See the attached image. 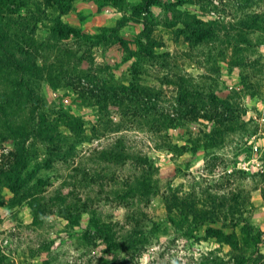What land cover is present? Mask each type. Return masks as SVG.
I'll list each match as a JSON object with an SVG mask.
<instances>
[{
	"label": "rangeland",
	"instance_id": "374dc122",
	"mask_svg": "<svg viewBox=\"0 0 264 264\" xmlns=\"http://www.w3.org/2000/svg\"><path fill=\"white\" fill-rule=\"evenodd\" d=\"M1 35L0 264H264V0H0Z\"/></svg>",
	"mask_w": 264,
	"mask_h": 264
},
{
	"label": "trees",
	"instance_id": "16d2710c",
	"mask_svg": "<svg viewBox=\"0 0 264 264\" xmlns=\"http://www.w3.org/2000/svg\"><path fill=\"white\" fill-rule=\"evenodd\" d=\"M156 0H142V4H143V9H145L146 11H149V9H150V5L152 4V3H154ZM131 18H127V19H124L123 21L121 20V22L119 21V24H125L127 21H129ZM139 21V20H138ZM9 39H10V37L8 36V35H1L0 36V49L2 50V51H4V52H6L9 56H11V57H13L15 60H17V52H16V50H15V48L13 47V46H10V44H8V42H9ZM20 50H22L21 52H22V54H23V52H26L25 50H24V48L22 47ZM21 54V56H23ZM19 57V56H18ZM198 93V92H197ZM192 97L194 98V96L192 95ZM209 99H210V101H213V102H215V101H219L215 96H213V95H211V96H209ZM195 102V101H194ZM194 102L191 104V106H193V104H194ZM45 133V135L47 136V135H49V133L48 132H44ZM52 138H50V140H51Z\"/></svg>",
	"mask_w": 264,
	"mask_h": 264
},
{
	"label": "crops",
	"instance_id": "0c3cea01",
	"mask_svg": "<svg viewBox=\"0 0 264 264\" xmlns=\"http://www.w3.org/2000/svg\"><path fill=\"white\" fill-rule=\"evenodd\" d=\"M264 229V228H263Z\"/></svg>",
	"mask_w": 264,
	"mask_h": 264
}]
</instances>
